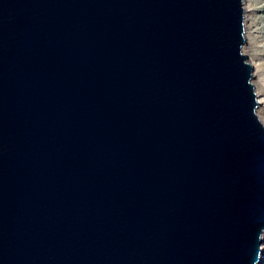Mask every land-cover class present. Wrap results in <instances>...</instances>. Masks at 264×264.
Wrapping results in <instances>:
<instances>
[{
	"label": "water",
	"instance_id": "95a60500",
	"mask_svg": "<svg viewBox=\"0 0 264 264\" xmlns=\"http://www.w3.org/2000/svg\"><path fill=\"white\" fill-rule=\"evenodd\" d=\"M244 34L243 0H0V264H257Z\"/></svg>",
	"mask_w": 264,
	"mask_h": 264
},
{
	"label": "rangeland",
	"instance_id": "374dc122",
	"mask_svg": "<svg viewBox=\"0 0 264 264\" xmlns=\"http://www.w3.org/2000/svg\"><path fill=\"white\" fill-rule=\"evenodd\" d=\"M247 7L250 21L246 31L248 39L246 54L254 60L257 72L255 84L258 92L264 97V0H248ZM260 112L264 124V103L260 107Z\"/></svg>",
	"mask_w": 264,
	"mask_h": 264
},
{
	"label": "bare ground",
	"instance_id": "6f19581e",
	"mask_svg": "<svg viewBox=\"0 0 264 264\" xmlns=\"http://www.w3.org/2000/svg\"><path fill=\"white\" fill-rule=\"evenodd\" d=\"M247 1L248 0H243V7H244V28H245V42L242 46V51L243 53H247V44H248V39H247V36H246V31H247V28H248V22L250 21V18H249V15H248V7H247ZM249 61L252 63L254 69L256 68L255 66V63H254V60L249 57ZM253 69V78H252V82L255 86V90H256V93H257V99H258V106H257V109H256V113L259 117V119L262 121L263 123V119H262V115H261V112H260V107L263 105L264 103V97L258 92V88L255 84V77L257 76V72H256V69L254 70ZM260 249H261V252H260V259H259V262L257 264H262V260L264 258V233L262 234V241L260 243Z\"/></svg>",
	"mask_w": 264,
	"mask_h": 264
}]
</instances>
